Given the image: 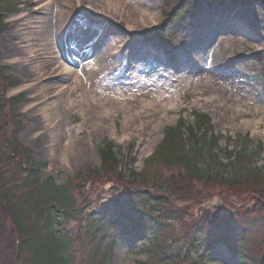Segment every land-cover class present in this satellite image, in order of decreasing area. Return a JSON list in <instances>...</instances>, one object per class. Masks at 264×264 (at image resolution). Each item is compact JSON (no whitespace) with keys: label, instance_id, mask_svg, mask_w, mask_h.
<instances>
[{"label":"rangeland","instance_id":"rangeland-1","mask_svg":"<svg viewBox=\"0 0 264 264\" xmlns=\"http://www.w3.org/2000/svg\"><path fill=\"white\" fill-rule=\"evenodd\" d=\"M27 1L31 2L30 9L26 5L23 8L20 7V12H27L29 16L28 22L23 24L24 38H19V40L20 42L24 41V43L20 46L28 45L27 41L30 40V45L38 48L42 47L49 53L48 50H52L50 47H58V39L54 36L57 31H61L63 28L68 30L67 33L70 34L71 38L72 35L74 38H78L81 33L83 34L80 41L72 40L73 43L77 42V44H84L95 34H99L100 38L93 50L97 60H99L98 64H102V67H89L92 58H87L82 65L79 64L81 69L71 68V71L72 74L75 72L74 75L81 76L82 71L88 73L91 70L92 72L89 73L94 84L95 98H98L100 104L112 109L107 117H101L99 121H96L97 123L105 124L101 132L92 130V126L86 122L84 128L90 132L88 135L90 144H85L88 154L78 158L70 157L68 158V164L61 163L60 158L56 157L58 155L56 153L57 150L53 151V157L49 156L44 143L46 137H34L35 127L39 123L34 121L35 118L39 120L36 111L38 108L34 106L29 112L24 113L22 116L20 115L18 120L25 127L19 132L18 139L34 151V158L37 162L45 164L44 176H50L61 184L88 167L99 166V149L107 141L115 146L116 152L122 158V171L125 173H128V169H134L136 172L142 171L145 157L143 153L145 150L150 146L149 148L152 151L161 141L164 130L174 126L180 118L183 117L186 121L192 123L193 113H201L208 116L212 124L213 134L221 135L222 139H220L219 143L223 146L226 144L228 149H241L245 143L241 137L246 136L247 146H249L250 151H258L257 153L253 152V159L257 165L264 167V70L261 67L256 68L252 63V60L264 50V0H248L245 4L237 5L224 2L225 5L223 6L233 10L239 19L243 20L242 24H244L246 30L240 35L223 32L213 26L204 28L202 19L195 14V17L193 16L187 23L186 20L184 24L176 23L174 26H169V22H167V29L162 31V25L165 24L166 20L162 17L163 12L166 14L172 12V14H177L186 4L195 0H156L153 20L150 21L143 16L144 24L140 25L136 22L133 31L138 32V34H147L149 30L153 29V32L164 34L167 39L173 42L177 50V54H174L177 56V62L169 65L168 70L161 69L159 62L151 65L150 55L151 51L154 50V46L150 44L149 39H146L147 36L142 39V37H136L125 32L124 29L127 24L122 15L108 14L105 11L100 12L97 9L98 6L92 5L94 9L92 12L95 13V16L90 18H97L98 22H95L86 17L84 12H76L72 1L69 2V5L60 0H54L47 7L42 4L43 1H40L38 5L33 2L35 0ZM83 3L87 4L88 2L83 0ZM96 3L95 1L94 5ZM84 7L86 6L84 5ZM60 10H62L61 19L57 16ZM133 14L136 16L135 18L141 15L137 11H134ZM39 18H42L41 22H39ZM102 18L108 19L109 22L108 20H101ZM16 28L17 25L13 24L12 29H7L0 35V53L4 55L3 58H0V61L5 60L8 64L11 63L10 59L15 56V44L13 42L16 38L14 34ZM43 29H47L49 34L43 33ZM49 35L50 38H48ZM152 36L149 35L151 40H157V37L152 39ZM46 40H49L52 46L46 44ZM141 47L143 52L136 53V49ZM202 47L204 48L203 66L200 70H196L194 69L197 62L196 57ZM21 48L18 47L17 49ZM113 48H116V55L111 54L113 52L111 49ZM23 55V53H20V58L16 65L9 67L14 76L21 81H24V78L31 71L30 65H28L29 61H25L27 63L22 62L24 61L22 59ZM48 55L50 58V54ZM122 55H129L126 62ZM41 63L45 65L43 77L51 76L53 78L47 79L41 86H36L34 88L37 90L36 92L33 91V88L26 90L23 93L25 101L17 106L16 113L19 110L20 112L24 110L28 103L36 104L40 102L42 97L43 99L48 97L50 100L57 92L56 82L64 79V74L48 71V62ZM114 63L121 65V67L114 74H108V70ZM123 63L125 66H122ZM145 68L150 72H144ZM54 76L57 77V80H55L56 78L54 79ZM186 77L189 79L187 89L182 83V80ZM146 78L159 80L162 85H178V95L175 104L167 110L166 118L161 126L162 129L158 131L154 143H151V140L147 137L137 136V129H133L132 133L134 136L128 141L119 142L109 136L106 128L113 121L117 133L121 134L123 114L118 109L117 100L111 99L113 91L116 88H120L124 92L127 89H133L137 93L138 90L136 89H139L141 85L131 89L130 86L141 84ZM200 78L211 80L213 85L211 86V83H209L207 87L204 85L199 88V86L196 87L195 85V88H192V84H197ZM11 93L9 90L8 94ZM56 95L59 94L56 93ZM168 100L169 97L166 95L164 101L168 102ZM224 102H229L231 109L225 110V107L220 105V103ZM242 103H246V105L240 107L239 110H235V107ZM254 106H257V108L254 109ZM116 108L117 110H115ZM66 109V106L62 103L59 109L61 110V121L54 128L57 126H60L63 130L66 128L73 139L81 137L85 139L83 130L75 132L78 124L82 122L81 116L75 110L65 111ZM223 114H225V117ZM91 117H94V115H91ZM49 119H52V117L50 116ZM246 120L251 123L261 122L258 124V133H254L251 125L245 127L241 124ZM131 128H134L132 124ZM228 136L234 137V141L231 142L230 138L226 139ZM80 143L84 142L81 141ZM258 144H261V150L257 147ZM153 166L156 168H153ZM172 168L174 166L161 165L160 162H154L151 167L147 165L144 173L148 172L153 177L144 181L146 182L145 184L143 182H135V180L132 181V178L127 180V175L121 174L122 178L114 174L108 178L96 179L91 185H82L81 190H79L80 194L75 193V207L77 210L85 209L87 207L85 204L87 202H90V204L75 219H69L65 225L68 231L73 232V235L75 234V237H73V249L75 250L76 263L82 264L83 260L87 258V250L92 247V243L87 242V232L91 231L89 227L92 225L97 226L98 222H92L91 219L101 214L105 216L112 214L114 206L110 202L116 201L118 198L126 199L127 195H130L129 199L138 210L137 213L141 214L142 211H145L143 219L141 218L145 226L141 223L138 227L141 231L138 234H120L118 231H109L108 237L100 238L102 233H99L94 240L97 241L100 238L99 242L104 247H108V243L105 242L107 238L111 239L114 235L117 238L114 245L111 246V248L114 247L112 255L105 260L100 255L96 264H143L144 262H148V264H185L182 259L172 260L171 253L179 251L181 255L193 254L194 252L188 250L190 242L188 239L191 238L192 234L200 231H210L211 226L215 227L221 222L224 224H237L238 227L245 228L251 255L257 259L258 263H261L264 260V197L256 194H250V196L246 194H229L225 188L220 189L218 186L210 191L206 190L205 193L207 194L204 193L203 195H198L193 191H190L191 196L188 197L182 196L184 191H178L177 194H174L172 193L173 183H171L174 179L169 172ZM163 177L166 180L165 197L168 199V205L161 208L162 213L160 215L150 217L146 211L151 209V207L158 210L157 208L161 206H155L154 198L144 191H132L140 188L151 189L150 192L155 193L156 190H152L153 185L151 187V180H161ZM139 180L141 179L139 178ZM146 197L149 202L145 200ZM203 206L204 209L201 210L205 212L198 211V208ZM167 211L168 215L165 213ZM152 222L156 224L150 225ZM155 233L158 235L156 240L154 238ZM201 237L200 233L193 240L198 250L204 248ZM153 240L155 246L151 248L148 244L152 243ZM243 244L245 246L243 251H246L247 246L245 243ZM146 247L151 250L152 257L150 259H148L149 254L145 251ZM101 250L102 248L99 249L98 254H101ZM162 251L164 252L162 253ZM191 257L193 256L191 255ZM207 257V264H241V260L233 257L223 244H217L212 247L208 251Z\"/></svg>","mask_w":264,"mask_h":264},{"label":"trees","instance_id":"trees-1","mask_svg":"<svg viewBox=\"0 0 264 264\" xmlns=\"http://www.w3.org/2000/svg\"><path fill=\"white\" fill-rule=\"evenodd\" d=\"M247 1L232 0L233 3L241 4ZM8 7L9 4L5 8L0 7V10L8 11ZM3 27L0 17V32ZM255 63L264 69V53L256 58ZM17 82L13 77H7L3 68H0V264H75L72 259L75 257L72 253V236L67 230L56 228V225L59 226L77 213L75 190L72 191L71 181L57 186L51 179L40 176L39 165L33 162L30 153L25 151L18 159L21 150L17 142L20 122L14 114L18 99L4 97L7 87ZM194 117L195 127L185 126V121L180 120L177 127L167 129L165 140L161 143L156 156L149 162V165L161 162L165 166L166 164L174 166L169 170L174 179L171 181L172 193L184 191L182 196L188 197L191 196L190 191H193L203 195L206 190L210 191L218 186L220 189L225 188L229 194L247 196L256 194L264 197V174L261 169L254 167L247 145L239 151L218 150L221 136L214 135L208 130L206 127L208 119L205 116L198 114ZM201 128L203 130L198 134ZM231 155L233 160L224 164L222 157ZM101 157V168L95 170L98 171L97 174L90 173L92 174L90 179L93 181L118 168L119 160L115 156L102 153ZM84 175L79 174L76 178L79 180ZM151 177L153 175L146 172L140 177L143 181L137 178L135 182L145 184L144 181ZM85 178L87 177L81 180ZM153 185L159 192L165 191L163 189L166 186L165 181L153 182ZM158 198L159 203L167 204L166 197ZM128 202L130 200L126 199L116 204L118 216L115 221H124L129 217L127 212H122L123 207L133 209ZM57 211H62V220L58 219ZM111 222L113 221L110 218L102 219L104 224L111 225ZM126 225L127 223L122 227ZM100 228V225L96 226L91 235L94 236L95 231ZM210 228V231L201 232L204 245L202 256L196 255L193 261L189 256H184L183 260L190 261V264H205L203 259L207 256L208 247L215 243H224L242 264H259L249 250L245 228L222 222ZM199 233H195L192 239L194 240ZM91 243V249L87 250L89 257L83 260L82 264H96L101 244L93 240ZM243 243L247 246L246 251H243L245 248ZM171 256L178 257L179 254L171 253ZM261 264H264V260Z\"/></svg>","mask_w":264,"mask_h":264},{"label":"bare ground","instance_id":"bare-ground-1","mask_svg":"<svg viewBox=\"0 0 264 264\" xmlns=\"http://www.w3.org/2000/svg\"><path fill=\"white\" fill-rule=\"evenodd\" d=\"M60 1L65 2L66 4H69V2L72 1V4H74L73 8L76 10V12H85V14L91 17L95 14L94 12H92V10H94L93 6H98L97 9H99L100 12L105 11L108 14L113 13L119 16L122 15L125 23L127 24L126 31L130 32L135 29L136 22L140 25L144 24L143 16L146 17V19L152 21L155 15L154 10L156 8V0H86L88 2L87 4H84L83 0ZM95 1L97 3L94 5ZM84 5L86 7H84ZM61 11L62 10H60L59 15H57L58 17H60V19L62 13ZM134 11L139 12V14L141 15L135 18L136 16H134L133 14ZM39 20V22H41L42 18H39ZM43 33L49 34V31H47V29H43ZM80 35L82 36L83 34L81 33ZM48 38H50V35L48 36ZM46 44L52 46V43H50L49 40H46ZM115 49L116 48H113L111 50ZM203 49L204 48L202 47L199 50L198 56L196 57L197 62L194 66V69L196 70H200L203 66ZM135 52H143L142 47L140 49H136ZM58 54V51L52 52V55L54 57L53 61L55 62L51 64V66H53L54 64H58V68L56 70L62 69L63 71L67 72L66 74H64L65 77L62 81L56 82L57 94L61 95L62 93V95H53L50 100L43 99L42 97L41 101L36 103V105L38 107L37 111L40 115L38 126L48 128V131L45 132L43 137H46V141L44 143L46 145L45 148H47V151L49 152V156L53 157V151L57 150L56 153L58 155H56V157L60 158L61 163L68 164V158L70 157L78 158L82 155L87 156L88 153L85 144H90V137L88 136L90 132L85 131V141V139H82V137L73 139L69 133V130L66 128L63 130L60 126H57L56 128L53 127L52 129H50L52 123L60 117L59 109L61 104L64 103L68 109L77 111L82 117L83 122L76 127L75 132L79 131L82 128L84 122H88V124L92 126V130L101 132L105 127V124L97 123L96 121H99L101 117H107L109 115V112L111 113L112 109L103 104H100L98 98H95L93 90L94 84L92 83L93 80L90 77L89 73L92 71L89 70L88 73L83 71L81 73V76L74 75L71 73L68 66L60 63ZM113 54H115V52H113ZM98 62L99 60L94 59V61H92V65L96 66L97 63L98 66ZM100 66H102V64H100ZM43 69L34 68V72L38 74V72ZM55 80H57V78ZM182 83H184V87L186 86L185 88L187 89V84L189 83L188 77L184 78L182 80ZM209 83H211V86L213 85L211 80H203L200 78L197 82L198 85H196V83L192 84V88H195V85H205V87H207ZM131 88H133V86H131ZM137 90V93H130L129 91L131 90L129 89L124 92L120 88H116L113 91L111 99L117 100L118 109L123 114L121 134L119 135L117 133L116 126L113 121L109 125H107L106 128L108 129L109 136L114 137L119 141H127L129 138L134 136V134L132 133L133 129H137L139 137H147L151 140V143H154L158 131L162 129L161 126L163 125V121L166 118L167 110L172 108L175 104V100L178 95V85L143 84L141 85V88ZM99 95L101 94L99 93ZM166 95L169 97L168 102L164 101V97ZM31 105H28L26 108H29ZM220 105L224 106L225 110L231 109V107L229 106V102L220 103ZM244 105H246V103L237 105L235 107V110H239L240 107ZM255 108H257V106H254V109ZM199 109H201V107H199ZM115 110H117V108ZM242 111L244 112V110ZM91 115H94V117L90 118ZM50 116H52V120L49 119ZM223 116L225 117V114H223ZM260 123V121L251 123L250 121L246 120L241 124L245 127L251 125L254 133H258V124ZM131 124L132 126H134V128H131ZM80 140L84 143H80ZM83 146L85 147L83 148ZM149 147L147 150H145L144 153H147L150 150Z\"/></svg>","mask_w":264,"mask_h":264},{"label":"water","instance_id":"water-1","mask_svg":"<svg viewBox=\"0 0 264 264\" xmlns=\"http://www.w3.org/2000/svg\"><path fill=\"white\" fill-rule=\"evenodd\" d=\"M201 209H204V206H203V207H200V208H198V211L205 212L204 210H201Z\"/></svg>","mask_w":264,"mask_h":264}]
</instances>
